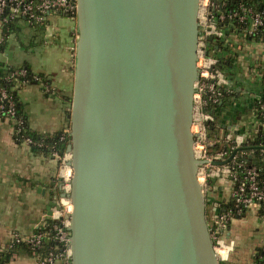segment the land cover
Instances as JSON below:
<instances>
[{"label":"water","instance_id":"95a60500","mask_svg":"<svg viewBox=\"0 0 264 264\" xmlns=\"http://www.w3.org/2000/svg\"><path fill=\"white\" fill-rule=\"evenodd\" d=\"M199 7L78 0L72 264H220L192 132Z\"/></svg>","mask_w":264,"mask_h":264},{"label":"crops","instance_id":"0c3cea01","mask_svg":"<svg viewBox=\"0 0 264 264\" xmlns=\"http://www.w3.org/2000/svg\"><path fill=\"white\" fill-rule=\"evenodd\" d=\"M59 19L66 20L54 14L47 25L30 27L20 23L0 45V62L11 66L27 64L34 73L46 76L50 84L49 90L41 82H22L14 87L28 127L41 134L71 127L67 98L72 96L75 85L73 51L78 24L60 25ZM0 38H4L1 22ZM236 52L235 72L230 80L237 97L223 110L221 120L226 130L236 127L251 131L257 125L253 104L264 98V38L248 40ZM59 169V160L51 152L36 151L32 145L18 141L12 121L0 114V249H10L14 234L29 235L48 222L60 195ZM218 181L217 196L211 200H231L232 183ZM214 211L218 209L213 207ZM227 237L235 251L225 264H256V253L264 247V214L256 208L249 209L232 221ZM14 250L1 264H39L27 250Z\"/></svg>","mask_w":264,"mask_h":264},{"label":"built area","instance_id":"2783aa9c","mask_svg":"<svg viewBox=\"0 0 264 264\" xmlns=\"http://www.w3.org/2000/svg\"><path fill=\"white\" fill-rule=\"evenodd\" d=\"M6 11L11 17L27 18L29 23H38L51 12H60L77 22L78 0H0V17ZM198 20L199 79L195 83L192 132L195 135V156L204 163L199 165L197 178L207 201L210 198L209 181L226 179L232 183L231 199L237 206L257 209L260 205H264V180H261L260 172L254 163L251 164L248 160L237 158V151L245 146L249 135L236 127H231L217 138H211L206 125V120L210 116L203 112V107L207 104L206 97L217 102L223 90L232 91L230 77L220 66L221 58L236 54V51H240L248 40L264 38V0H257V2L200 0ZM4 21H7V18L0 20L2 24ZM210 37H213L212 41H209ZM76 38H78V29ZM3 39L0 38V42ZM212 45L218 48L215 50ZM220 45L228 48L227 53L224 54V51L219 49ZM73 52L76 57V47ZM28 73L27 67L20 66L13 71V76L23 78ZM34 79L43 83L47 90L50 89L49 82L44 81L40 74L35 73ZM23 82L25 83L26 80ZM16 105V100L10 90L0 84V114L12 121L16 139L32 146H46L43 141L35 142L31 136L24 134L27 122L23 116L18 115ZM260 111L264 113V103H260ZM69 135L70 128L61 133L60 140L66 141ZM217 144H222L223 147L216 149ZM48 147L52 156L59 160L60 165V195L49 218L55 223L52 224L50 231L44 229L48 225V220L29 235L14 234L9 248L14 243L27 245L30 249L29 253L38 260L39 264H72L70 229V215L73 211L70 194L74 174L72 153L68 147L63 151H60L56 144ZM261 149L264 153V146ZM230 157L231 159L226 163H215V161H224ZM217 212L215 217L217 219L214 222H210L209 219L208 221L214 249L221 263L230 259L235 251V245L227 239L231 219L230 211ZM47 241L54 243L44 250L42 248ZM261 263L264 264V251L261 255Z\"/></svg>","mask_w":264,"mask_h":264},{"label":"trees","instance_id":"16d2710c","mask_svg":"<svg viewBox=\"0 0 264 264\" xmlns=\"http://www.w3.org/2000/svg\"><path fill=\"white\" fill-rule=\"evenodd\" d=\"M254 1L257 2V0H248V2H254ZM54 14L65 17L66 19H70V18H67L64 14H62L60 12H51V13L46 14L40 22L29 23L27 18H25V17H11L9 12L6 11V13L2 17H0V20L7 18V21H4L2 24V32H3L4 40L6 41L7 35H9L13 31L17 30L18 25L20 23H24L30 27L41 26L42 24L47 25L49 18ZM3 44H5V43H3V42L0 43V45H3ZM212 48H214L216 50V47L213 45H212ZM219 49L223 50L224 54L227 53V51H228V48L226 46H223V45H220ZM20 66L27 67L29 70V73L23 78L14 77L13 71L16 70V68L20 67ZM220 66L225 71V73L231 78L230 75L234 74V72H235V70H234L235 69V57H234V55H232V56L227 55V56L221 58ZM34 74L35 73L32 71V69L27 64L18 65V66H11V65H7L4 62H0V84L2 86L7 87L10 90V93L12 94V96L14 97V99L16 100V103H17V105H16L17 113H18V115L23 116L24 119H26V116L22 112L20 99H19V96L17 94V90L14 89V87L17 83H22L23 80H26L25 83L37 82L34 79ZM41 77L44 79V81H47L46 76L41 75ZM236 97H237V95L233 89H232V91L223 90L222 95H221L219 101H217V102L211 100L209 97H206L207 104L204 105L203 112L210 116L206 120V125L208 128L209 136L211 138H217L220 134L226 133L228 131L225 129L223 122L221 120V113L229 104H231V103H233V101H235ZM67 100L69 101V104H70V109H69L68 114H69V119L71 120L72 96H69L67 98ZM260 103H264V98H261L259 101H256L253 104V112H254L256 119H257V125L255 126V128L252 129L251 131H248L246 129L240 130L242 132H246L249 135V137L247 139L248 142L245 143V146L237 151V158L240 160H248L249 163H251V164L254 163L260 172L261 180H264V153H262V149H261L264 146V113L260 111ZM62 132L63 131H57L55 133L41 134L39 132H35V131L31 130L27 125L26 130L24 131V134L31 136L35 142L43 141L46 144V146H42V147H38L37 145H33L34 150L48 153V152H51V150L48 146L53 145V144H56V147L60 151L67 149L68 144L71 141V136L69 135L67 137L66 141H61L60 135ZM222 147H223L222 144H217V146L215 148L219 149ZM218 180L219 179H213V180L209 181L211 188H210V193H209L210 198L208 199V203L211 204V206L209 209H207L208 219L210 222H214L215 219H217L215 217H216V214L218 212L217 213L215 211L212 212L213 207H217L219 213H222L225 211H230L231 219H230L229 225H228V232H229L232 221L235 218L244 216L249 211V209L237 206L236 203L234 202V200H232V199L228 200V201H217V202H216V200L215 201L211 200V199H213V196H214L213 193L218 192V189H219V181ZM257 211L260 214H264V205H260L257 208ZM53 223H55V221L49 220L48 225L44 229L46 231H48V230L50 231ZM53 243H54L53 241H47L42 249H44V250L48 249L50 246H52ZM15 248H23V249L27 250L28 252L30 251V249L28 248L27 245L18 244V243L17 244L14 243V245L7 251L0 249V264L5 262L6 260H8L12 256V254L15 251L14 250ZM263 251H264V247H261L258 249L256 256H255L256 264H262L261 263V255H262ZM220 264H225V263L221 262Z\"/></svg>","mask_w":264,"mask_h":264},{"label":"rangeland","instance_id":"374dc122","mask_svg":"<svg viewBox=\"0 0 264 264\" xmlns=\"http://www.w3.org/2000/svg\"><path fill=\"white\" fill-rule=\"evenodd\" d=\"M67 20V21H66ZM66 20H58L59 21V24L60 25H63V24H68V25H72V27H75V25H76V20H73V19H66ZM64 21V22H63ZM214 194V196L213 197H216L217 195H216V193H213ZM206 203H207V209H209L210 208V206H211V204H209L208 203V201H206Z\"/></svg>","mask_w":264,"mask_h":264}]
</instances>
